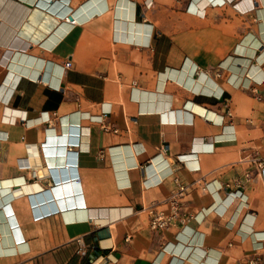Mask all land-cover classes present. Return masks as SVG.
<instances>
[{"label":"crops","instance_id":"crops-1","mask_svg":"<svg viewBox=\"0 0 264 264\" xmlns=\"http://www.w3.org/2000/svg\"><path fill=\"white\" fill-rule=\"evenodd\" d=\"M16 1L58 21L0 41V264L264 260V0Z\"/></svg>","mask_w":264,"mask_h":264},{"label":"bare ground","instance_id":"bare-ground-1","mask_svg":"<svg viewBox=\"0 0 264 264\" xmlns=\"http://www.w3.org/2000/svg\"><path fill=\"white\" fill-rule=\"evenodd\" d=\"M30 1H32V0H30ZM33 12H35V13L33 14ZM39 15L45 16L46 19H44L42 22V20L39 19ZM57 21L58 20L55 16H52V15L48 14L47 12L40 10L37 7L28 6L26 4L17 2L16 0H0V41L2 39L8 41V40H10V38L15 36L16 33L22 34L24 36H30L34 40H38L43 35L42 31L39 28H41L43 30H49V28L51 26H53V24ZM248 37H249V40L255 41L253 37L252 38H250V36H248ZM27 58H29V57L27 56L25 58V60L22 64V68L26 64ZM30 60H31V58H30ZM30 60H28V61H30ZM10 64H12V65L10 66V69H9L7 76L10 79V81L11 80L14 81L16 76H19V73H15V59L13 61H11ZM28 67H27V70L29 69ZM3 88H5V89L7 88V90H8L10 87L4 86ZM1 92H3V90H1L0 93ZM67 125H68V123H67ZM59 140L61 142L60 148L62 150H64V153H67V150L65 147L68 144V142L69 141L70 142L76 141L73 138H71V139L66 138L65 140H64V138H61ZM52 147H53L52 144H48L45 147V151H46L47 156H48V153L52 152L51 151ZM72 156H73V153L69 152L68 153V159H64L63 164L61 166L57 165V163L54 161V159H52V157H47V163H44L42 166L35 165V167L37 168V171H38V175L41 176L44 174H50L51 173L53 176H65L64 169L68 170V169L72 168V166H71L72 165Z\"/></svg>","mask_w":264,"mask_h":264},{"label":"built area","instance_id":"built-area-1","mask_svg":"<svg viewBox=\"0 0 264 264\" xmlns=\"http://www.w3.org/2000/svg\"><path fill=\"white\" fill-rule=\"evenodd\" d=\"M225 3V0H208L207 3L201 7V8H196V11L199 13L204 14L205 13V7L208 5L211 6H220ZM70 62L67 61L65 63V67L70 66ZM261 81L256 82L255 84H260ZM251 92L253 94V98L259 102L264 104V92L258 90L256 87L251 88ZM225 115L231 116V112L229 110V107L226 108ZM221 124L223 122V117H221ZM260 128L262 129V132L264 134V114L262 118L260 119ZM179 187V192L184 190V186L182 184H178ZM178 196L175 193L171 199H170V213L165 215L163 212H157L153 208H147V212L150 215V227L154 230L156 229H161L166 227L168 224H170L173 220L178 218V213H179V202H178ZM181 218V217H180ZM246 264H264L263 256L261 255H253L250 257Z\"/></svg>","mask_w":264,"mask_h":264}]
</instances>
